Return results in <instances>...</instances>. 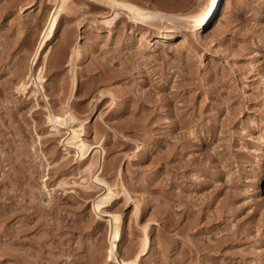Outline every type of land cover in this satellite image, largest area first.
<instances>
[{
    "label": "rangeland",
    "instance_id": "obj_1",
    "mask_svg": "<svg viewBox=\"0 0 264 264\" xmlns=\"http://www.w3.org/2000/svg\"><path fill=\"white\" fill-rule=\"evenodd\" d=\"M97 1L0 0V264H264V0Z\"/></svg>",
    "mask_w": 264,
    "mask_h": 264
},
{
    "label": "bare ground",
    "instance_id": "obj_2",
    "mask_svg": "<svg viewBox=\"0 0 264 264\" xmlns=\"http://www.w3.org/2000/svg\"><path fill=\"white\" fill-rule=\"evenodd\" d=\"M100 1L106 4V6L108 5L109 7L111 6L117 7L123 10L125 17L133 22H137L146 26L150 25L152 21L158 22L160 26V28L157 30L158 33L151 36L152 38H150L151 39L150 42H152V44H155V46L156 44L157 45L165 44L169 41L172 42L174 41V45H175L181 43L184 40L182 35H177L174 37L172 35L173 33H171V31H173L171 30L172 28L169 25L164 24L166 22L170 24V20L173 18L174 19L176 18L177 20H184V23L186 20L190 21L195 26V28H197L198 32H194L196 37L198 39L199 38L202 39L204 41L203 43L205 42L207 43L209 40V38L204 34L203 31L204 27L207 26L206 27L207 29H211V27L214 26L216 22V16L215 15H214L215 17L213 16L214 4H215L214 0H205L203 3H201V5L196 11L186 14L162 13L154 8L139 6L127 0H100ZM216 1L217 0H215V2ZM191 23L188 22V24Z\"/></svg>",
    "mask_w": 264,
    "mask_h": 264
}]
</instances>
